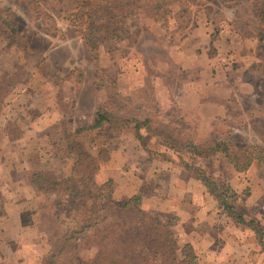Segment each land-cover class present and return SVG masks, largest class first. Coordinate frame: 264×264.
Segmentation results:
<instances>
[{
  "label": "rangeland",
  "instance_id": "obj_1",
  "mask_svg": "<svg viewBox=\"0 0 264 264\" xmlns=\"http://www.w3.org/2000/svg\"><path fill=\"white\" fill-rule=\"evenodd\" d=\"M138 1L143 3L145 0ZM262 1H179L171 3L170 12L159 20H154L146 12H139L126 19L125 30L116 32V37L103 40L102 35H97L98 42L91 51L86 42L91 39L87 34V15L75 14L78 0H0V77H11L9 86L18 95H23L19 105L26 101L36 108H47L52 112L48 119L54 113L59 116L55 124L44 122L42 134L46 153L55 154L57 158L50 164L51 168L60 176L70 174L71 165L70 156L60 150L63 128L73 130L90 124L98 107H106L117 117L147 119L150 133L145 129L135 132L131 124L127 125L130 129L127 127L123 131L104 126L81 135L83 146L96 155L99 169L108 165L112 152L122 150L123 146L129 149L133 142L142 143L145 132L150 135L151 132L165 131L179 139L186 134L191 136V130L182 127L189 121L184 115L179 112L168 114L165 110L161 117L156 109L161 102L167 101L166 90L175 84L176 66L168 57L170 46L179 44L178 39L184 32L201 24L210 29L214 38L212 42L216 40L212 54L222 56L226 63L221 66L230 68L224 69L226 74L251 81L241 90L245 92L239 101L245 111H239V121L234 117V123L240 127L249 123V131L246 134L232 133L229 128L228 131L211 133L209 139L227 141L238 153L249 145L264 147V42L258 39ZM7 23L16 29L12 44H9ZM168 111L172 112L173 106H168ZM147 134L145 136H149ZM249 138L253 143L259 141L261 144L248 143ZM152 139L151 146L159 148L156 144L158 138ZM133 152L125 165L141 159ZM115 161L118 163L117 159ZM180 161L181 157L176 160ZM208 167L215 175L218 172L223 174L222 161H211ZM102 183L94 179L90 182L93 188ZM43 204L36 215L38 224L33 229H37L34 234L39 236L40 232L47 236L51 245L53 233L62 226L63 219L69 221L70 213L64 200L56 194L44 197ZM96 207L101 209L99 224L85 230L73 241L81 263L95 255L96 246L94 243L88 245L89 242L100 240L103 229L112 221L133 219L129 209H136L130 205L121 210L105 201L96 203ZM150 213L159 216L157 212ZM145 251L140 249V252Z\"/></svg>",
  "mask_w": 264,
  "mask_h": 264
},
{
  "label": "crops",
  "instance_id": "obj_2",
  "mask_svg": "<svg viewBox=\"0 0 264 264\" xmlns=\"http://www.w3.org/2000/svg\"><path fill=\"white\" fill-rule=\"evenodd\" d=\"M209 30L198 24L181 35L179 44L170 46L168 57L176 66L175 84L166 90L167 101L156 109L161 117L165 110L168 114L184 115L189 121L182 127L191 130L189 137L194 142L217 141L218 138L211 140L208 136L219 130L231 128L232 133L244 134L249 131V123L240 127L234 117L239 121V111H245L239 100L245 92L241 90L251 81L226 74L224 69L230 68L221 66L226 63L222 56L212 54L216 40L212 42ZM8 77H0V81ZM22 98L12 86L0 95V264H41L51 247L48 237L40 232L39 236L34 234L37 229L33 228L38 224L36 215L44 207V197L56 193L38 190L31 182L30 172L45 169L57 178L69 175H57L50 165L57 158L44 149V122L55 124L59 116L54 113L48 119L51 111L24 100L25 104L19 105ZM168 106H173L172 112ZM179 108L182 110L177 111ZM145 134L142 143L133 142L134 149L123 146L112 152L108 165L100 166L93 179L100 183L111 181L113 200L126 202L135 196L143 211L157 212L158 218L170 223L178 250L189 245L197 264H264V249L254 230L224 212L194 172L176 162L174 150L164 145L159 135ZM153 137L158 138L159 148L151 146ZM247 142L253 143L250 138ZM132 152L141 159L125 165ZM186 157L204 169L211 161H222L223 175L236 192V212L260 226L264 244V150L262 160H254L244 171L236 170L224 158L218 161L216 156L211 160Z\"/></svg>",
  "mask_w": 264,
  "mask_h": 264
},
{
  "label": "trees",
  "instance_id": "obj_3",
  "mask_svg": "<svg viewBox=\"0 0 264 264\" xmlns=\"http://www.w3.org/2000/svg\"><path fill=\"white\" fill-rule=\"evenodd\" d=\"M179 1L189 0H145L143 3L138 0H78L75 14L87 15L88 20L85 21L87 34L91 39L88 38L86 42L89 49L94 51L98 42L97 35H102L103 40L110 36L116 37V32L125 30L126 19L139 12L148 13L154 20L162 19L170 12L169 5ZM260 6L258 39L264 42V0ZM7 30L10 34L9 44H12L17 35L16 29L7 23ZM10 80L11 77H8L0 81V95L6 93ZM4 86L7 87L6 90L3 89ZM131 124L135 132L139 129L151 131L147 119L140 121L130 117H117L106 107H98L90 124L73 130L66 128L62 130L63 152L69 153L72 159L69 175L57 178L51 170L45 169L30 172L32 184L42 192H55L64 200V206L70 213L69 221L63 222L62 226L53 233L50 250L41 264H165L168 262L197 264L196 256L189 245H184L180 254L178 253L177 244L169 230L170 223L143 211L138 205L137 197L134 196L126 202L114 201L111 196V181H106L95 188L90 184L98 169V163L96 155L83 146L81 135L104 126L122 131ZM151 134L159 135L162 143L174 150L177 159L181 157L182 162L180 161L179 164L194 172L196 178L206 186L224 212L235 218L239 224L254 230L261 248L264 249L262 229L255 221L246 220L236 212V192L222 172L215 175L211 173V167L204 169L195 166L186 157L190 155L193 160L197 157L211 160L216 156L218 161L224 158L236 170L244 171L254 160L258 162L262 160L264 147L249 145L242 153H238L233 150L229 142L223 140L194 142L188 134L183 135L181 139L165 131L151 132ZM183 156L186 157L185 160ZM100 201L112 203L121 210L127 209L130 205L136 209H129L133 219L112 221L103 229L100 240L89 242L88 245L94 243L96 246L95 255L81 263L73 241L77 235L99 224L101 209L96 207V203ZM83 202H87L88 205ZM141 248L146 250L145 253L140 252Z\"/></svg>",
  "mask_w": 264,
  "mask_h": 264
}]
</instances>
